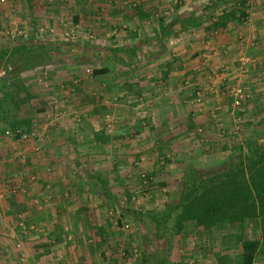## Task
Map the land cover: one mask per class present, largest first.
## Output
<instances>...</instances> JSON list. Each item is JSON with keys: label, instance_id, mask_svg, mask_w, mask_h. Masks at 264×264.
Here are the masks:
<instances>
[{"label": "crops", "instance_id": "crops-1", "mask_svg": "<svg viewBox=\"0 0 264 264\" xmlns=\"http://www.w3.org/2000/svg\"><path fill=\"white\" fill-rule=\"evenodd\" d=\"M18 1L21 3L14 4L16 10L24 9L29 13L36 27L43 22L51 30H61L63 25L75 26L92 32L96 43L106 48L95 49L90 45L92 39L82 36L79 40L84 44L79 42L82 46L78 45L76 55L57 56L49 47L53 52L49 51L33 68V72H39L45 62L53 67L49 75L53 82L74 78L83 81L85 64L94 63L90 78L95 85L89 81L88 86L79 87L80 98L66 106L67 112H78L80 118L68 114L62 136L58 123L49 124L46 120L47 125H51L46 149L52 158L50 164H45L40 154L33 152V140L24 144L9 130L17 126L33 130L43 113H49V109H45L50 104V94L44 89L31 88L20 97L13 96L10 107L7 96L0 98V264H119L125 257L109 250L112 248V244L108 246L110 240L104 243L117 233L99 229L103 224L100 217L94 212H90L93 216L83 212L85 207L102 203L99 175L105 176L110 187L117 179V176L113 179L109 170L110 175H105L107 170L102 171L100 167H94L99 175L96 177L93 173L90 179L91 175H87L90 172L82 164L83 159L87 162L88 158L102 161L103 155H98L96 150L100 145H107L101 139L105 135L104 114L109 113L117 122L116 129L124 127L117 130L119 134L109 135V143L121 140L126 148L108 151L103 159H108L116 174H128L138 169L132 165L135 153L127 148L132 128L139 124L144 127L152 121L157 141L165 147L159 152H149L150 155L143 149L142 158L168 153L172 159L183 161L189 155L187 145L194 139L195 126L213 124L203 111L214 110V107L224 112L228 110L224 99L218 98V86H215L218 82L215 77L219 76L214 69L218 64L235 69L240 58H248L252 62L250 68L239 75L233 73L234 78L239 77L256 106L264 108V0H222L225 3L221 0ZM178 2L181 6L175 11ZM192 13L203 17L205 22L198 28L181 32L177 18L189 17ZM223 15L231 17L226 27H217ZM167 16L175 18L170 20ZM166 27L172 31L169 37L161 31ZM34 29L33 26V31H39ZM43 42V46H52L49 40ZM155 45L158 47L154 48ZM123 61L132 65L147 61L148 66L139 63L123 71L120 66ZM150 62L152 65L148 64ZM95 70L99 72L95 74ZM31 73L17 72L10 80H21L27 86L26 78L31 77ZM99 85L102 86L97 88ZM36 97L44 100L39 109L33 106ZM37 114L40 116L36 117ZM87 127L92 130L88 138L93 142V152L73 147L74 142L85 137ZM143 129L142 136L146 135ZM157 165L154 161L145 166L141 164L139 168L153 172ZM92 189L95 197L86 193ZM35 200H42L46 206L33 212ZM21 222L24 223L20 226ZM88 226L93 227V231H89ZM26 228L29 231H25ZM91 237H94V245L87 243V240L92 242ZM178 239L180 236L173 240L163 238L157 243L160 248L175 252L181 246Z\"/></svg>", "mask_w": 264, "mask_h": 264}, {"label": "rangeland", "instance_id": "rangeland-1", "mask_svg": "<svg viewBox=\"0 0 264 264\" xmlns=\"http://www.w3.org/2000/svg\"><path fill=\"white\" fill-rule=\"evenodd\" d=\"M220 2L224 1L221 0ZM20 3L21 1L17 2V0H6L4 4H0V71L9 66L12 67L13 71L15 66L10 60L14 57L15 61L19 60L25 63L27 67L26 71L32 73L30 74L31 77L26 78L27 86L25 82H21V80L12 82L10 78L13 72L0 79V98L2 96L4 97V95L5 97L7 96V104L10 107V99L13 101V96L20 97V95L27 93L31 88L44 89L50 94V104L48 103L49 105L47 104L46 109L44 108L45 110L48 108L49 113L46 115L43 113V117H38L40 120L37 118V124L33 125L32 131L29 128L28 131H26V126H17L9 129L14 137H16L14 133L17 129L26 133L28 135V140H23L19 137L16 138L22 140L21 142H24V144H28L29 141L33 140V152L40 154V158L45 164H50L52 158H50V154L46 149L49 144L47 137L48 133L51 131V125H47V123H58L57 126L59 125V127H57V129H60V136H62V129L67 128V115L71 114L76 118H80L78 112H67L66 106L67 103L71 105L80 98L81 90L79 87L83 85L88 86L87 84L91 81V83L95 85V82L90 78L94 63H89L90 66L85 64L86 69H84L83 73L86 75V79L82 81L80 78H74V82L72 80L62 81V79L58 82H53V77H49L53 67L50 68L44 61V65L41 67L43 70L33 72V68L36 67L35 64L37 61L46 57V54L50 51L49 47L53 48L57 56L66 54L64 57H72V55H76L75 53L79 50L78 45H80V43L84 44V41L78 40L75 43L63 42L62 37L65 33L76 31L79 37L95 36L88 30L83 31L71 25H63L61 30L54 28L51 30L49 26H46L43 22L41 26L36 27V24L34 25L36 22L33 23V17L29 13H26L24 9H22V11L16 10L14 4L18 6ZM179 6H181V4L178 2L174 6L175 11L179 10ZM222 6L224 5L222 4ZM194 10L191 12H195ZM6 13L9 14L8 17H6ZM168 18L173 20L175 16H169ZM33 26L36 29L38 28L39 31H33ZM37 34H44V36L41 37ZM47 40L51 41L52 46H43V41ZM90 45H93V47L97 49L106 48L103 44H97L93 38L90 41ZM81 46L82 45H80V47ZM156 47L158 46L155 45L154 48ZM103 52L105 53V51ZM139 63H143L145 67L148 66L147 61ZM139 63L134 62V65ZM251 63L250 61L247 66H242L240 58L235 65V69H230L229 66L223 63L216 65L214 70L219 76V78L215 77L218 81L217 84H215V86H218V98L224 99L222 101L227 105L228 110L224 112L214 107V110H209L207 112L203 111V113H208L209 119L213 124L211 127L205 124H198L195 126L194 139L187 145L186 152H188L189 155L183 161L172 159L171 155L168 153L166 156L165 153H162L160 157L157 155L153 157L152 155L151 158H142L140 151L143 149H145L144 151L149 155V152L152 153L154 151L155 153L156 150L159 152L161 148L165 150L163 143L159 144L157 141L156 126L151 121L144 127L139 124V126L132 128L133 131L131 132L130 142H128L127 148L136 155L132 165L134 168L138 169L128 174L120 172L116 174L113 167L109 166L110 162L108 163V159L105 160L103 157L106 156L108 151H115V148L120 151L126 148L121 140L115 141L114 144L112 141V143H109V135L115 136L114 133H118L117 130L120 131L124 129V127L122 126L121 129L120 127L116 129L117 122L112 120L109 113L104 114L105 135L101 136V139L103 140L102 143H107V145H100V148L97 147L96 150L98 155H103L101 158L102 161L88 158L89 160L85 162V159L81 157L83 159L82 164L83 168L88 173L90 172L87 174L88 176L91 175L90 179L94 177L93 173L97 172L94 170V167H97V169L100 167L102 171L106 169L107 173H105V175H110L108 173L109 170L113 179H116V176L117 179L110 187V184L104 180L105 176L103 177L101 176L103 174L99 175L96 173V177L99 175V181L102 182L101 196H99L102 203L96 207H85L83 212L89 214H91L90 212H94L95 215L100 217L101 223L103 224L102 227H98L99 229L107 230L108 232L113 231L115 234L117 233L115 237L111 239L109 237L106 238L104 243L108 240H110V242L113 240L116 241V243L109 242L108 246L112 244V248H109V250L125 257V259H120L119 264H141L142 261L145 264H242L243 242L246 240H259L262 242V246H260L258 250L254 264H264V231L261 219H246L242 227L237 225L232 226L228 221H225L216 224L210 229L198 227L193 221H187L180 232H177L178 225L176 220L178 219V212L169 216L166 222H164V226L156 225L151 219L152 215L162 214L165 211L167 203H176L179 201L182 197V182L185 177L192 174L190 172L192 169L196 171L198 177H201V175L208 177L213 174L215 170H219L223 163L227 161L235 162L241 154H246L247 144L254 143L258 147L264 145V108H262L263 106H256L257 103L253 100L251 92L239 81L238 77L240 73L242 74V72L244 73L250 68ZM122 64L123 66L120 65L122 69L120 67L118 68L123 71H126L128 66V69L134 66L125 61H123ZM148 64L152 65L151 62ZM141 68L143 69L144 67ZM233 73H237L238 78L235 79L234 77L236 76ZM228 78L232 80L230 81ZM78 79H80L81 82ZM100 86L102 85H99L97 88ZM238 86L244 88L248 92L249 99L243 103L242 106L235 107L233 97L231 96V90ZM57 87L59 88L57 89ZM33 101L35 109L40 105L43 107L42 103H44V100H39V98L36 97ZM45 110L43 112H45ZM64 114H66L65 120ZM37 116L40 115L37 114L36 117ZM50 116L51 118H49ZM46 120H48L47 123ZM64 124H66V126ZM143 128H145L146 135L142 136ZM85 130V137L79 142H74L73 147L93 152V142L88 138L89 135H92V130L89 127L85 128ZM134 131H137V133ZM76 134L77 133H75V135ZM98 151L101 154L98 153ZM116 160H118V158ZM154 161L159 165H157L158 167L155 168L156 170L153 172L148 171L146 167V170L139 168L141 164L145 166L147 163L152 164ZM87 180H89L88 177ZM92 192H94L93 189L86 191L87 194L91 193V195L95 197ZM105 193L109 195L108 199H106ZM45 206L46 203L42 202V200H35L33 201V212H37V209L42 210ZM91 215L93 216V214ZM23 223L24 222H21L20 226ZM90 223L93 224V222ZM90 230L93 231V227H90L89 231ZM25 231L29 230L26 228ZM177 236H180L178 240H180L181 246L180 250L177 248L175 252L165 247L160 248L157 243L163 238L173 240ZM90 241L92 242L87 240V243L91 245L95 244L94 237H91ZM154 242H156V244ZM114 244H117V247L114 248ZM144 253H146V256L143 255ZM142 256L144 258H142Z\"/></svg>", "mask_w": 264, "mask_h": 264}, {"label": "trees", "instance_id": "trees-1", "mask_svg": "<svg viewBox=\"0 0 264 264\" xmlns=\"http://www.w3.org/2000/svg\"><path fill=\"white\" fill-rule=\"evenodd\" d=\"M230 17H220L217 27H226ZM177 21L181 25V32L198 28L205 22L203 17L195 14L178 17ZM161 31L166 37L172 34L170 27ZM10 62L15 66L10 74L27 69L25 63L15 61L14 57ZM94 72L96 74L99 70ZM190 172L192 174L182 182V197L179 201L167 203L162 214L151 216L156 225L164 226L166 219L178 212L177 232L183 229L187 221L210 229L225 221L232 226L242 227L246 219H261L264 231V145L258 147L254 143L247 144L246 154H241L235 162L223 163L219 170L208 177H198L193 169ZM105 196L109 198L106 193ZM261 243L259 240L243 242L242 264H254Z\"/></svg>", "mask_w": 264, "mask_h": 264}, {"label": "built area", "instance_id": "built-area-1", "mask_svg": "<svg viewBox=\"0 0 264 264\" xmlns=\"http://www.w3.org/2000/svg\"><path fill=\"white\" fill-rule=\"evenodd\" d=\"M6 0H0V4L1 3H5ZM9 14L6 13V17H8ZM89 38H94L92 35ZM79 40V35L76 33V31H71L69 33H65L62 37V41L66 42V43H75ZM250 63V60L248 58H241V64L242 66H247ZM12 71V67L9 66L3 70L0 71V79L4 78L5 76H7L10 72ZM231 96L233 97L234 100V106L235 107H240L242 106L243 103H245L248 99H249V94L248 92L238 86V87H234L231 90ZM15 136L19 137L23 140H28V135L26 133H24L23 131H21L20 129L15 130ZM31 138V137H30Z\"/></svg>", "mask_w": 264, "mask_h": 264}]
</instances>
